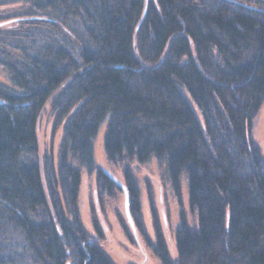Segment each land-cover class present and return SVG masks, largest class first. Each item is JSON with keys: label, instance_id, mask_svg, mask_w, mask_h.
Segmentation results:
<instances>
[{"label": "trees", "instance_id": "trees-1", "mask_svg": "<svg viewBox=\"0 0 264 264\" xmlns=\"http://www.w3.org/2000/svg\"><path fill=\"white\" fill-rule=\"evenodd\" d=\"M15 2L0 11V22L21 20L0 27V65L17 88L0 84V264H115L94 203V233L78 204L81 169L95 174L99 203L122 190L94 161L103 124L141 231L130 163L156 160L178 199L186 180L194 220L180 212L176 256L154 213V238L144 235L161 264H264V155L251 131L264 105V0L0 5ZM48 100L62 136L41 158L35 126Z\"/></svg>", "mask_w": 264, "mask_h": 264}, {"label": "rangeland", "instance_id": "rangeland-1", "mask_svg": "<svg viewBox=\"0 0 264 264\" xmlns=\"http://www.w3.org/2000/svg\"><path fill=\"white\" fill-rule=\"evenodd\" d=\"M23 5V2L0 5V11L12 8L18 9ZM20 21L18 19L13 22H0V27L4 30L14 28L20 25ZM0 84L17 90L11 82L9 72L1 65ZM53 126L54 115L51 111L50 101L48 100L42 107L35 126L38 155L41 158L46 153H53L54 157L57 155V149L61 142L62 126L57 128ZM105 128L106 125L103 124L99 128L94 140V161L100 168L109 171L118 181L123 182L122 166L120 164L108 163L105 158L103 150ZM251 131L253 139L259 145L264 155V105H262L254 118ZM130 166L139 187V220L143 230L141 231L139 226H136L137 223L135 225L131 216L130 220L128 219L125 212L123 190H114L111 197L104 196L99 203L95 188V174H88L84 169H81L78 196L81 220L86 230L94 233L91 226L89 205L91 200L94 203L98 224L103 234L100 245L115 264H161L146 245L144 235H147L151 240L154 238L152 227V215L154 213L159 220L170 256L172 258L176 256L174 235L175 228L179 223L180 212L183 211L186 214L189 224L194 220L188 207L186 180L182 177L181 196L178 199L171 189L170 182L163 168L156 160L152 159L145 164L133 161L130 163ZM121 223L126 226L128 232L122 228Z\"/></svg>", "mask_w": 264, "mask_h": 264}, {"label": "water", "instance_id": "water-1", "mask_svg": "<svg viewBox=\"0 0 264 264\" xmlns=\"http://www.w3.org/2000/svg\"><path fill=\"white\" fill-rule=\"evenodd\" d=\"M231 1H233V0H231ZM246 6L249 8H252V9H256V10H262V9H259V8L253 7V6H249V5H246ZM262 11H264V10H262ZM104 172L123 190L124 198H125L124 199L125 212H126L128 219L130 220V214H129V210H128V194H127V191H126L123 183L118 181L109 171L104 170Z\"/></svg>", "mask_w": 264, "mask_h": 264}]
</instances>
